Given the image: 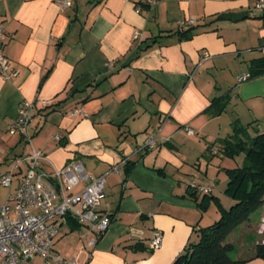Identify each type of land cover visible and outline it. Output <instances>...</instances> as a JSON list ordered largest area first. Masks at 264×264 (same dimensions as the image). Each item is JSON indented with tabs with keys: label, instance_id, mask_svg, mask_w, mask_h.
<instances>
[{
	"label": "crops",
	"instance_id": "obj_1",
	"mask_svg": "<svg viewBox=\"0 0 264 264\" xmlns=\"http://www.w3.org/2000/svg\"><path fill=\"white\" fill-rule=\"evenodd\" d=\"M138 1L77 0L61 11L52 0H0L4 51L18 70L0 77V164L31 150L25 137L9 133L20 104L51 100L59 104L55 109L38 104L32 147L55 167L77 159L89 174L104 175L103 202L112 215L91 248L86 236L64 238L75 229L67 217L58 220L67 229L61 235L59 227L53 257L37 256L32 264H171L205 226L206 211L198 205L204 184L195 177L203 179L215 165L209 145L231 134L234 121L256 132L264 122V75L238 81L254 59H264V17L254 11L256 0H156L137 12ZM231 12L248 16L222 17ZM190 19L195 22L188 25ZM191 25L185 38L181 32ZM223 95L230 100L215 115L211 103ZM74 108L84 114L67 115ZM152 132L156 147L138 152ZM226 163L219 162L218 171L236 166ZM263 209L228 236L233 264H264ZM155 230L163 237L152 249Z\"/></svg>",
	"mask_w": 264,
	"mask_h": 264
},
{
	"label": "built area",
	"instance_id": "obj_2",
	"mask_svg": "<svg viewBox=\"0 0 264 264\" xmlns=\"http://www.w3.org/2000/svg\"><path fill=\"white\" fill-rule=\"evenodd\" d=\"M61 11L71 8L77 0H52ZM156 0H139L137 12L144 10V5L151 7ZM255 7L264 9V0H256ZM190 19L187 24H193ZM138 33L135 34V38ZM5 29L0 23V77L8 79L18 74L12 68L11 61L5 51ZM249 79V74L238 78L239 82ZM48 106L51 100L23 101L15 120L9 126L12 135L24 136L31 141L30 126L36 118L39 105ZM84 114L80 108L67 111V115L76 117ZM190 134L194 130H188ZM61 135L56 133L55 139ZM158 133L152 132L144 144L137 149L146 153L156 147ZM50 166L47 168L46 166ZM113 171L121 170V165H114ZM1 184L15 189L8 195L7 200L0 205V264H27L37 256L49 259L53 257L54 240L59 234L58 218L68 215L74 216L77 221L89 229L86 236V245L93 247L98 237L103 234L112 222L109 205L104 204L106 197L104 175L89 174L83 163L71 159L65 166L55 167L43 150L32 148L25 156L14 159L10 170L1 176ZM191 185L194 183L191 182ZM210 188H205V191ZM92 236L91 238L89 235ZM162 233L155 230L150 240L152 249L162 243ZM61 261L60 257H55ZM77 264L76 260L71 261Z\"/></svg>",
	"mask_w": 264,
	"mask_h": 264
},
{
	"label": "trees",
	"instance_id": "obj_3",
	"mask_svg": "<svg viewBox=\"0 0 264 264\" xmlns=\"http://www.w3.org/2000/svg\"><path fill=\"white\" fill-rule=\"evenodd\" d=\"M259 17H264V13ZM193 28L191 25L181 33L185 38H189L193 34ZM250 71L249 78L264 75V59H254ZM229 100L227 95L215 97L209 108L210 112L215 115L221 114ZM58 105L52 103L44 107L55 109ZM216 142L218 145L215 148L214 144L208 148L214 157L235 159L243 155L242 162L237 163L235 167H221L228 177L224 193L229 197L230 204L225 206L218 196L212 194L210 186L201 187L204 195L198 202L200 209L206 211L209 202L213 200L218 205L220 217L213 224L200 227L198 240L189 242L171 264H233L234 260L230 256L233 245L227 242L228 236L250 220L251 216L264 205V130H259L253 135L249 131V125H239L234 121L232 133L219 138ZM205 188L210 190L205 191ZM192 197L198 200V193H194ZM66 217L69 219L71 229L81 225L74 216ZM262 254L261 251L258 253Z\"/></svg>",
	"mask_w": 264,
	"mask_h": 264
},
{
	"label": "rangeland",
	"instance_id": "obj_4",
	"mask_svg": "<svg viewBox=\"0 0 264 264\" xmlns=\"http://www.w3.org/2000/svg\"><path fill=\"white\" fill-rule=\"evenodd\" d=\"M254 11H256L259 14H262L263 9L257 8L254 5ZM255 128L256 127L252 128V131H251V133L253 135H255L257 133ZM257 128L260 131L264 130V122H260V125ZM31 140H32V137H31ZM27 145H28V146H26L27 149H28V147H31V149L33 148L31 141L27 142ZM23 146L24 145L22 144L21 149L23 148ZM223 159L224 158L221 159L219 156H215L214 161H213V163L215 165L213 167L211 165H209V174H208V176H206V177L204 176L203 179H202V177L199 178V176H196L195 177L196 178L195 181L200 182V180H201L202 184H204L205 187H208V185L211 184L212 188H213V193L212 194L219 196L221 198V201L226 206V205H228L229 197L224 193L223 189H224V187H225V185L227 183L228 177H227V174L225 173V171L223 169H222V171H218V168H216L217 165H219V162H222ZM242 159H243V155H240V156L236 157L235 159L225 158V163L227 162L226 164H228V162H231L232 165H233V164H235V162H236V164L242 162ZM13 162H14V160L12 159L10 161L3 162V163L0 164V180H1L2 173L6 174L8 172L7 168H9V166L11 167L13 165ZM226 164H223V165H226ZM14 187H15V185L13 186V189H15ZM9 191H10V187L2 185L1 181H0V199H2L4 197V195L6 197L7 194L9 193ZM219 217L220 216H219L218 205L212 200L208 204V208L206 209V213H205V219H204L202 224L205 225V226L213 224L214 221L216 219H218ZM259 219H260L259 220V231H261V232L263 231L264 232V209H263L262 214H261ZM58 220L61 221L62 218H58ZM57 224L59 225V223H57ZM63 226L64 225H62L61 227H63ZM61 227H60V229H62ZM65 229H67L66 226L63 227V229L61 231V235L64 234ZM87 231L89 232V229L87 227L80 226V227H77L74 231L68 232L67 234H64V238L69 239V238L76 237V236L79 237L80 235L81 236L83 235V237H84V234ZM240 234H241V232H238L234 236L236 238H240L241 237ZM91 236H92V233H91V235L89 237L91 238ZM248 239L249 240L246 243L250 244L251 243V238H248ZM28 264H32V263L28 262Z\"/></svg>",
	"mask_w": 264,
	"mask_h": 264
},
{
	"label": "water",
	"instance_id": "obj_5",
	"mask_svg": "<svg viewBox=\"0 0 264 264\" xmlns=\"http://www.w3.org/2000/svg\"><path fill=\"white\" fill-rule=\"evenodd\" d=\"M245 16H248V12H231V13H228V14H223L222 17L223 18H229V19H233V20H239V19H242L244 18ZM191 186V184H190ZM193 188H190L188 190V193L189 194H193Z\"/></svg>",
	"mask_w": 264,
	"mask_h": 264
}]
</instances>
